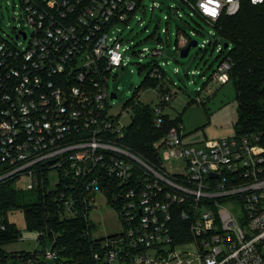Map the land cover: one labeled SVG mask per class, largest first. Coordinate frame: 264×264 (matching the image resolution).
<instances>
[{"label":"built area","instance_id":"2783aa9c","mask_svg":"<svg viewBox=\"0 0 264 264\" xmlns=\"http://www.w3.org/2000/svg\"><path fill=\"white\" fill-rule=\"evenodd\" d=\"M179 1L192 10L191 16L215 28L222 17L236 15L245 0ZM19 7L25 28L17 33L18 43L0 35V184L40 189L50 185L52 174L54 193L71 216L75 204L91 209L94 196L103 195L122 230L98 241L90 264H169L170 257L181 254L168 255L161 246L190 242L199 251V264H264V130L188 145L179 122L155 143L160 161L154 164L122 143L127 127L109 113L112 75L126 71L131 55L140 63L148 58V79L164 83L158 86L153 121L165 125L164 110L176 92L166 85L165 68L171 62L162 59L164 46L140 49L133 41L127 45L121 35L136 19L145 26L137 16L141 10L149 9L153 16L165 11V21L181 20L180 5L167 0H151L149 8L145 0H19ZM161 33L168 29H156L148 39L164 43ZM178 36L177 48L183 50L191 37ZM231 69L230 59L225 60L212 81L228 83ZM174 73L180 74L179 68ZM165 160L182 166L169 171ZM61 187L74 193L80 189L83 197L67 195ZM236 202L242 222L234 211ZM178 219L187 223L190 242H176ZM8 223L0 210V264H58L55 240L46 252L13 254L10 261L4 247ZM35 232L42 241L43 232ZM152 249L158 251L156 259L148 255Z\"/></svg>","mask_w":264,"mask_h":264},{"label":"rangeland","instance_id":"374dc122","mask_svg":"<svg viewBox=\"0 0 264 264\" xmlns=\"http://www.w3.org/2000/svg\"><path fill=\"white\" fill-rule=\"evenodd\" d=\"M150 3L151 0H145V5L148 8ZM167 3L180 5L179 10L183 14L181 20L171 17L169 21H165L163 19L165 11H156L153 16L151 10H141L137 16L145 21V26L141 27L140 22L136 19L131 23V28L122 33L121 38L127 45H131L132 41L139 43L138 48L140 49L145 47L155 49L159 44L164 46L165 55L162 59L171 62V65L165 68L169 79L166 85L172 92H176V96L165 108L164 113L170 119L182 120L186 144L199 145L206 140L213 141L237 135L239 102L236 86L232 81L222 85L211 79L220 61L229 52V49L225 48L226 38L205 20L197 15L191 16L192 10L179 0H167ZM20 13L19 0H0V35L13 44L18 43L16 36L19 30L25 28ZM164 28L168 29L167 34L161 33L164 43L155 38L148 39L156 29L161 31ZM26 29L28 30V27ZM117 31L118 29L114 30V35L117 34ZM182 32L187 37H191L192 41H197L200 44L198 47L192 48L186 58H181L182 50L176 45L178 35ZM213 33L215 34L213 35ZM214 40L217 41L216 45H213L214 43L207 44L208 51L201 47L203 42L210 43ZM20 42L22 40H19ZM26 43L23 44L26 45ZM220 49H223V53H220ZM148 62L149 59L146 58L140 63L138 58L131 55V64L126 71H133V76L126 90L122 88V80L126 71H120L117 75L113 74L109 81L110 92L117 93V98L113 100L109 113L120 118L121 123L127 128L131 126L136 110L145 107L154 108L160 102L158 86L149 82L148 79L150 71V67H147ZM142 65L146 67H142ZM175 68H179L180 74L174 73ZM175 164L182 166L181 162L176 163L174 160L163 162L169 171H175ZM51 179L50 185L46 188L43 187L45 188L42 191L44 194L56 189L55 176L52 174ZM11 186L17 188L15 182H12ZM23 195L27 203L39 198L37 191H25ZM93 199L89 211L90 228L87 230L91 233L92 239H105L120 232L122 227L119 216L107 203L105 197L97 195ZM235 206L234 211L242 222L243 215L240 204L236 202ZM7 214L9 224L18 231V239L4 246L10 256V261L13 254H30L34 250L46 252L51 249L52 237L38 241L36 232L28 227L23 209H12ZM67 215L71 216L69 213ZM161 250H164L168 255L175 251L177 254H181L178 258L170 257L169 264H180L181 261H183L182 264H199L197 260L199 251L191 242L175 248L165 244L161 246ZM148 255L151 259H156L158 251L149 250ZM44 264L56 263L54 260H49Z\"/></svg>","mask_w":264,"mask_h":264},{"label":"trees","instance_id":"16d2710c","mask_svg":"<svg viewBox=\"0 0 264 264\" xmlns=\"http://www.w3.org/2000/svg\"><path fill=\"white\" fill-rule=\"evenodd\" d=\"M215 28L226 38V44H229V52L219 65L227 59L232 63L230 81L236 86L239 102L237 135L260 133L264 130V4L252 5L245 0L236 15L222 17ZM216 42L213 45H216ZM220 53H223V49ZM149 82L157 86L164 84L160 79H149ZM153 117L151 107L136 110L133 122L121 141L129 150L146 161L159 164L155 143L167 133L169 128L183 122L180 119H170L166 115L165 125L157 127ZM11 184L12 182L0 184V210L6 216L9 210L23 209L30 230L42 231L43 238L52 237L56 241L61 255L58 264L92 263V254L94 249L99 247L100 239H92L91 233L87 231L90 228L89 207L82 203L75 204L77 211L75 216H68L64 203L58 199L54 191L49 194L42 192L48 183L45 184V188L34 190L13 188ZM60 190L67 195L75 194L83 197L80 189L77 193L64 187ZM25 191H37L38 200L27 203L23 195ZM175 228L177 243L192 240L187 223L178 219ZM17 237L18 231L8 223L5 243H12Z\"/></svg>","mask_w":264,"mask_h":264},{"label":"water","instance_id":"95a60500","mask_svg":"<svg viewBox=\"0 0 264 264\" xmlns=\"http://www.w3.org/2000/svg\"><path fill=\"white\" fill-rule=\"evenodd\" d=\"M194 47H198V42L197 41H191L189 43V45L181 51V53H180L181 58H186L189 55L191 49L194 48ZM228 47H229V44H225V48H228ZM132 76L133 75H132L131 72H126V74L124 75L123 80H122V88H123V90H126L128 88L129 82L132 79ZM112 98L116 99L117 98V94L113 93L112 94ZM83 224L85 225L84 219H83Z\"/></svg>","mask_w":264,"mask_h":264}]
</instances>
